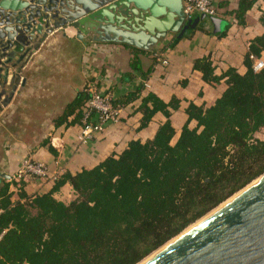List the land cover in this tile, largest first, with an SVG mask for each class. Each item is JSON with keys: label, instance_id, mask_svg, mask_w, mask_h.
<instances>
[{"label": "trees", "instance_id": "1", "mask_svg": "<svg viewBox=\"0 0 264 264\" xmlns=\"http://www.w3.org/2000/svg\"><path fill=\"white\" fill-rule=\"evenodd\" d=\"M257 1L239 0L228 15L244 26ZM124 47L132 53L130 69L147 76L151 68L143 72L139 57L152 52ZM263 49V37L252 41L244 74L229 68L216 76L208 58L195 60L203 82L223 81L225 89L208 108L188 103L178 131L170 116L179 101L143 94L141 85L111 103L123 108L139 101L138 129L163 115L151 140H132L90 169L64 172L47 192L31 197L22 183L10 181L17 187L13 200L9 183L1 180L0 264H138L264 174V66L255 72L248 58ZM88 102L84 86L55 124L73 116L82 125L87 112L86 123L93 122ZM260 132L263 139L256 137ZM66 183L75 194L68 204L53 197Z\"/></svg>", "mask_w": 264, "mask_h": 264}, {"label": "crops", "instance_id": "2", "mask_svg": "<svg viewBox=\"0 0 264 264\" xmlns=\"http://www.w3.org/2000/svg\"><path fill=\"white\" fill-rule=\"evenodd\" d=\"M210 1L225 34L216 36L205 24L202 30L184 36L173 46H169L173 34H168L148 51L152 53L139 57L143 72L151 68L147 76L130 69L132 53L123 45L96 43L86 38L79 41L73 30L65 35H49L31 56L11 101L0 112V184L1 180L9 183L13 200L17 199V191L10 181L18 182L13 177L25 160L45 165L49 177L55 173L57 177L64 172L74 174L94 167L111 154H119L132 140L142 143L151 140L165 121L159 113L145 128L138 129L141 115L135 111L139 105L136 101L121 108L117 122L107 123L86 143L79 142L81 125L72 122L73 116L58 125L55 121L88 82L112 99L144 85L143 94L151 92L166 103L173 98L178 100L180 106L170 116L172 126L178 131L185 121L184 109L188 103L208 108L225 89L223 81L203 82L201 74L193 69L195 60L208 58L216 76L229 68L245 73L244 61L252 41L264 38V23L260 21L264 1L258 0L246 13L244 26L228 15L237 8L239 0ZM207 29L210 33L205 32ZM155 54H160L167 65L154 63ZM256 58L264 60V49ZM1 175L10 179H3ZM19 182L22 192L31 197L47 192L53 181L26 175ZM53 197L68 204L75 199V194L66 183Z\"/></svg>", "mask_w": 264, "mask_h": 264}, {"label": "water", "instance_id": "3", "mask_svg": "<svg viewBox=\"0 0 264 264\" xmlns=\"http://www.w3.org/2000/svg\"><path fill=\"white\" fill-rule=\"evenodd\" d=\"M182 9V0H0V112L49 35L73 30L79 41L148 52L168 34L180 40L201 24L222 32L219 18L186 19ZM254 181L142 264H264V174Z\"/></svg>", "mask_w": 264, "mask_h": 264}, {"label": "built area", "instance_id": "4", "mask_svg": "<svg viewBox=\"0 0 264 264\" xmlns=\"http://www.w3.org/2000/svg\"><path fill=\"white\" fill-rule=\"evenodd\" d=\"M182 1V13L186 19L191 18L195 14H203L207 17L217 16V10L210 0ZM248 58L251 61L252 69L255 72H258L263 68V60H260L251 54ZM154 59L156 63L162 66L167 65V61L160 54H155ZM85 91L89 95V110L93 111L95 117L93 118V122L86 123L89 113L87 112L85 114L84 119L82 120L81 132L78 136V141L81 143H86L91 140L93 134L102 131L107 123L117 122L122 108L119 106H113L111 103V96L109 94H101L91 82L86 84ZM49 173L50 172L47 170L46 166L42 163H36L27 159L22 163L17 174L13 177V180L19 181L23 176L28 175L33 178H51L52 181H55L58 173L53 174L51 177L48 176ZM15 191H17V187H15Z\"/></svg>", "mask_w": 264, "mask_h": 264}, {"label": "bare ground", "instance_id": "5", "mask_svg": "<svg viewBox=\"0 0 264 264\" xmlns=\"http://www.w3.org/2000/svg\"><path fill=\"white\" fill-rule=\"evenodd\" d=\"M254 182H255V181H253L252 183H254ZM252 183H251V184H252ZM251 184H250V185H251ZM250 185H248V186H250ZM248 186H246L245 188H247ZM245 188H244V189H245ZM244 189L240 190L238 193H236L235 195H233L232 197H230L228 200H226L225 202H223L222 204H220L215 210H213V211L210 212L209 214H211V213L215 212L216 210H218L220 207H222L223 205H225V203L229 202L231 199H233V198L236 197L238 194H240ZM209 214H208V215H209ZM208 215H206L205 217H207ZM205 217H203L202 219L198 220L195 224L189 226L187 229H185V231H188V230L191 229L194 225H197L198 223H200L201 221H203V220L205 219ZM185 231H183V233H184ZM176 238H177V237L171 239V240H170L169 242H167L162 248H164V247H166L168 244L172 243ZM162 248H160V249H162ZM157 252H158V250L155 251V252H153L151 255H149L147 258H145L144 260H142V261H141L140 263H138V264H142V263H144V262L147 261L152 255H154V254L157 253Z\"/></svg>", "mask_w": 264, "mask_h": 264}, {"label": "rangeland", "instance_id": "6", "mask_svg": "<svg viewBox=\"0 0 264 264\" xmlns=\"http://www.w3.org/2000/svg\"><path fill=\"white\" fill-rule=\"evenodd\" d=\"M256 137L258 138V139H263V133L262 132H260V133H258L257 135H256ZM222 204V203H221ZM218 207V206H217ZM215 209V208H214ZM211 212V211H210ZM208 214V213H207ZM206 214V215H207ZM200 220V219H199ZM197 222V221H196ZM194 224V223H193Z\"/></svg>", "mask_w": 264, "mask_h": 264}]
</instances>
